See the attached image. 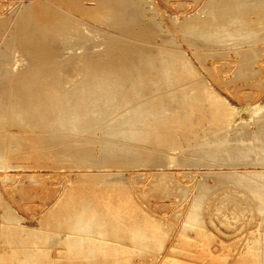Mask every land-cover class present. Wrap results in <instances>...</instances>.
Here are the masks:
<instances>
[{"label":"rangeland","instance_id":"rangeland-1","mask_svg":"<svg viewBox=\"0 0 264 264\" xmlns=\"http://www.w3.org/2000/svg\"><path fill=\"white\" fill-rule=\"evenodd\" d=\"M101 1L102 0H0V56L2 54V56L0 57L1 58L0 59L1 60L0 61V76H1L0 78V97H4V99L8 102L9 100L12 101L13 96H16V93L18 91L16 86L20 87L25 84L21 90L24 93L23 92H20V93L22 94V102L24 101L23 109H27V108L29 109L28 105L30 103L28 101H32V98H31L32 96H35V98H37L36 96L37 94L42 96V95L50 94L53 91H57L58 94L60 95L62 94L60 97V99L62 100L64 99L65 96L70 95V93L73 90L72 86L74 85L71 84L72 86L70 85V86L64 87L63 83L66 82L65 79L70 77V75L65 76L64 74L72 72L71 69L73 67L72 64L74 62L70 58L71 53H68V52L64 53L62 51L63 47H61L60 45L51 47L50 48L51 50L49 49V51L52 52L51 54L53 55L55 54V55L53 56V58L48 60L49 62L47 61L48 63L47 66H44L45 70L42 67V65L40 68L39 65L42 63H38L37 61L38 56L35 57V54H37V51L41 49V48H38L39 44L36 42L37 37H38L37 35L39 34L34 33L36 35L33 38L34 39L33 43L36 42L35 43L36 45L34 44L35 47L31 45L33 44L32 42L27 43V41H29L30 32L29 33L27 32L28 30H27L26 22H28L29 20H32L30 18L31 17L34 18V15L36 16V20L42 23H49L50 25H54L55 20L61 19L62 17L61 15H63L62 18H64L62 19L63 21L67 20L72 15L71 16L72 19L73 18H75L76 20L80 19L79 21L81 20L82 22L84 21V23H87L92 28H97V29L99 28V30L101 31L108 32V33H114L115 35L119 34L120 36L122 35L121 36L122 38H124L125 36L124 39L126 40L127 39L128 40L139 39L142 43H145V44L148 43L149 47L152 50L154 49L155 50H162V49L177 50L178 49L177 51H181L186 57H188L191 60L194 67L197 69V71H199L198 72L199 76L191 77V78L190 77H184V78L151 77V78H148L146 81L139 79L138 81L134 80V81L127 82V86H124L123 94L125 93L126 94L125 96L129 95L131 97V100H132L131 103L137 104L139 103V101H142L140 103H146V105H149L148 106L149 109L153 108V109H157L158 111L157 113L153 115L154 120L150 121V123L148 124L149 125L148 127H150L149 129L150 131L146 132V135H145L147 139L146 142H142V143L139 142L138 145H134L136 146V148L140 149L139 151L141 153L139 152L137 155V153L135 154L131 151L129 152V155L131 153L130 157L128 154L123 153V154H118L120 156L123 155V158L118 155H115V157L118 156V158H112L106 155V154H109L106 152V150L105 152L104 151L101 152L102 150L100 148H102L104 145L106 146V143L103 144L102 143L103 141H100V139L104 140L105 142L106 138L104 137H106V135L102 132L100 126H98V127H95V130H94L95 136L91 137L94 140V142H92L90 146H85L86 144H84V146L83 145L80 146V148L84 147L83 152H86V153L79 151V154H81L80 156L78 152L76 153V155H74V153L72 152L71 155L73 156H71L70 153L68 152L69 157L67 159L68 153L65 154L66 151L63 150L60 144L61 141H59L57 138L55 139V142H56L55 144H54V141H52L54 140V138H51V137L47 138L48 141L51 140L49 142L47 141L45 142V140L43 139H39L38 141L27 140L25 136L23 135H25L26 133L25 130L29 129L30 127L24 126L25 124L21 123V121L15 124L13 123V119H12V117L14 116V112L18 110L22 112V107L21 109L17 108L16 106L11 107L10 108L11 110H8L9 112L5 111L6 115L5 113H3L2 119L0 120L1 124L3 125L2 126L0 124V131L2 129L4 130L0 132V135L2 137L0 140L1 142L0 145H1V151L3 152L4 150L5 152V154L3 153L4 155L1 154L2 155L1 157L5 161L7 160L6 164L9 165L8 169H6L5 167H2V168L0 167V193L3 199V203L10 205L13 212H15L19 216V221L22 224L28 227H39L41 226L40 224L42 223V221H44V220L41 221V219H43L46 216L48 211H50L51 207L55 206L58 203V201H60L63 195L68 194L70 192V194L73 197H81L83 202H81L80 204H75L76 205L75 208L71 210L73 212V214L71 215H74V214L79 215L81 219L77 217V220L75 222L76 228L72 231L70 235V245L69 243L65 244V243L60 242V240L65 239L67 236L66 234H68V231L65 228V222L67 221V219H64L63 214L65 210L63 208H62L63 210L61 209V211H59V213L61 212L62 215L56 212L58 215L56 214L55 217H57L56 219H57L58 224H56L55 226L51 225L52 220H48L46 222L47 223L45 226L46 231L49 232L51 230L54 233L53 240L50 243H47V246L49 247H47L46 249L49 251L46 250V256L49 257V259L54 258V260L57 263L55 261H51V262L52 263L54 262L55 264H60V263L62 264H123L124 263L125 264V262L127 263L129 262V264H133V261H134V264L136 263L138 264H165L167 260H171L173 258V257L171 258V256H176V255H178L181 258L185 257L187 258V260L192 261V262H189V261L187 262L186 260H184L186 264H198L196 262H201L202 260L201 258H197L196 256H193V255H186L184 253H179V252L174 251L175 246L185 241L188 244L193 242L191 244L193 245V248H194V250L192 249L191 251L193 254H197L200 252V249H201L200 242L202 240V237L198 235L199 233L197 231H199L200 229L199 227L201 224L197 223L193 225H190V224L188 225L186 223L188 214L190 213L191 207L193 205L192 203H194V200L198 198L200 201V211L199 212L201 215L200 216L201 221L204 220L202 222L203 223L205 222L204 223L205 227L207 228L208 231H210V233L213 236L212 237L213 239L211 238L209 242L210 251L212 252L214 251L218 253V252H221L223 249L227 250L231 254L230 256L231 260H234L235 257L239 254L240 250L245 246L246 239H248L252 234L256 236H261L264 240V219L262 218L264 213H262L258 209V206L262 205V203H260L258 198L252 193V189L249 186L247 187L243 184L241 185V183L239 182H235L233 178L230 177V174L228 173L226 174L223 173L224 174L223 176L222 174H219V173L221 172V170L222 171L224 170L227 172V170L229 171L230 168L233 169L234 167H237L238 169H244L246 166L247 167L255 166V164H258V162H261L259 159H262V158L261 156L257 157L258 159H256L255 157L254 158L252 157L251 160H254V159L256 160L251 161L249 159V161L246 160L244 163H242V161H239V160L236 161L237 157H235L236 156L235 151L237 150L234 151L235 148L233 149L231 145H228L229 148H227L226 149L227 151L223 152V154H220V153H222L221 151H225V149L222 150L223 149L222 148V149H219L221 150L219 151L218 148L215 147V145L216 146L218 145L217 143L222 137V135L225 136L226 134H230L229 135L230 138H237V137H240L244 133L246 134L247 130L248 132H253L251 130H254V128H256V122L254 118H252L251 116L252 111L259 104L264 105V40H262L264 39V35H263V32H264V27H263L264 26V0L263 1L262 0L260 1L259 0H249V1L248 0H131V3L129 4H132L131 10L135 11V13H132V12L128 13L129 14L128 23H124L122 16L118 13V9L116 7L117 5L114 6V4H116L114 0H113L114 4L112 3L110 4H112L111 7L117 9V12L115 11L116 16L112 14L113 17L111 16V18L110 17L108 19L102 18L103 17L102 14L104 12L101 9L104 6L103 5L100 6ZM109 1L110 0H106L107 3H109ZM116 2L118 1L116 0ZM124 4L126 3H123L122 5ZM225 4H228V5H225ZM218 16H219V19L217 18ZM224 16L226 18H224ZM229 16L230 18H228ZM220 17L222 18V20ZM210 18L212 19L213 23ZM208 20L211 22H209ZM215 20L217 23L215 22ZM199 21H202L201 26L199 25L200 28L203 26L202 28L206 29V30L203 29L201 32L199 31L202 34V37L205 36V32L207 30H209L213 34L211 37H207L206 35L205 37L202 38L200 36L201 34H199V32H196L199 29L192 31L190 28H187V26L190 23L196 24V22L199 23ZM240 22L241 23L243 22L244 24H241ZM228 24H230L231 26L233 25V26L231 27ZM223 25H225V27L227 26L226 28L229 29V31H231L232 28L240 30L239 32L241 34L238 32L235 35L232 34V35L226 36V38L223 40L221 39L222 30H225ZM242 25H246V27L249 26L250 28L248 29V27L246 28L244 26L245 27L244 29ZM239 27H241L242 29ZM192 29L194 30L195 28L192 27ZM251 29H253L254 31ZM188 30L189 31L191 30L190 31L191 34ZM255 30L257 33L255 32ZM31 33H33V31ZM192 33L195 35L198 33L199 35H196L197 36L196 37ZM260 33L262 35H260ZM256 36L257 37L260 36L262 37V39L260 37L257 38ZM191 37L193 38V40H190ZM195 37L196 39H194ZM209 38L212 39V42ZM229 38H235V39H229ZM207 40H209L210 42L209 41L206 42ZM216 40H218V44ZM236 40L238 41L237 44H236L237 42ZM232 42H234L233 45H232ZM155 44L156 45L158 44V46H156ZM89 46H90L89 44L81 42L75 51L78 52V51H84V49L87 50V47ZM164 46L167 48H165ZM80 47H83V50H81ZM245 47L246 48L248 47V49L250 50H247ZM234 48H236L237 52L235 51ZM243 49L245 52L243 51ZM11 53L12 54L14 53L15 56H13ZM247 53L249 54V56L247 55ZM21 55L24 60V66H21L18 70L19 72L12 76V72L14 69L13 64L16 63V57L21 56ZM243 58L246 60H244ZM47 59H44V60L46 61ZM59 60H60L61 65L59 64ZM241 60H244V61H241ZM57 61H58V65L56 63ZM241 62H242L241 64L242 66L240 65ZM32 63H34V65ZM52 66L54 69L57 68L56 69L57 72H59L62 75L58 73V75L54 76L53 73H51L50 69H48V68H51ZM55 66L57 67L55 68ZM28 67L35 69V70L32 69V73H34V71L38 69V71L36 72L37 74L35 73L36 75L32 77V80L27 78L28 76H30L29 75L30 73L27 74L28 72H25V69L26 70L29 69ZM4 69L6 70L4 71ZM20 72L21 74L22 73L25 74V76L23 77H26V78L23 79L22 76L20 77V74H19ZM4 74L6 77L7 75H9V77L7 78L4 77L3 76ZM38 75L39 76L41 75V76L39 77ZM19 78L23 82L20 81ZM77 78H75L76 81L74 80L76 83H78L81 78L83 79V77L81 76ZM193 79H196V80H193ZM7 80L8 82H6ZM29 80L31 82H29ZM189 80L191 81L193 80V81L189 82ZM202 80L204 82H202ZM21 83L22 84L24 83V84L22 85ZM76 83H73V84H76ZM195 83L197 84L195 85ZM202 83L203 84L205 83L208 86H211L215 91H217L220 95H222V97L227 99L231 103L232 106L236 108V111L234 114V119H235L234 122L235 124H238L237 128L233 129L230 127L229 128L230 130H227L228 131L227 132L226 131L227 128L225 129V127L224 128L222 127L219 121V116H217V114L214 113L213 107L208 103V101H206L207 95L204 92V89H203L204 86H202L203 85ZM60 84L62 86H60ZM11 85H12V88H11ZM30 85L32 86V88L31 87L29 88ZM61 87L62 89H60ZM172 87L174 88V90ZM168 88L169 89L171 88V89L168 90ZM25 90H26V93H25ZM170 94L172 97L170 96ZM123 99H126V98H123ZM38 100H35L34 102L36 103V101ZM170 103L172 104L173 107H175L174 109L170 108L172 107L170 106ZM150 104H151V107H150ZM166 104L167 106L168 105L169 106L167 107ZM205 104H208V106ZM160 105L161 107H159ZM164 105L167 108L166 107L164 108ZM203 106H204V109L206 108L207 109L204 110ZM32 109L33 108H30V110ZM181 111L183 112V114ZM193 120H196V121L193 122ZM16 125L17 126L19 125V127H17ZM35 129H38V128L35 127ZM163 132H166V134L163 135ZM12 134H16L17 138L20 140L16 138L18 141H15L13 143L12 139L15 140V138H13ZM40 134L42 137L45 136L43 135V133H40ZM154 135L157 138H159L158 139L159 141H161L160 147L162 148H155V149H160V150H154V148L149 149V147L147 148L143 147V145L145 144L153 145L150 143V138ZM18 136H20V138ZM8 137L10 138L8 139ZM5 140L6 141L10 140V141L6 142ZM202 140L203 142L201 143ZM256 144H258V141H256ZM155 145H158V144H155ZM212 146L215 147V149H212L213 148ZM85 147H86V150L88 147L92 149V153H94V157L91 154H90L91 155L90 157L89 155H87V151L85 150ZM206 149H207V152L202 151ZM141 150H145V151L143 152ZM149 150L152 151L151 154L147 153L149 152ZM208 150L209 151L211 150L212 152L211 151L210 152L213 154H211ZM216 150L220 153L218 154ZM183 151L185 152V154ZM204 152H206L205 153L206 155L204 154ZM214 152L216 156L214 155ZM166 153H168V155H171V158L173 160H170L168 156H165ZM12 154L15 156H13ZM82 154L84 155V158L82 157L83 156ZM124 154L127 155V157ZM133 154L136 157L133 156ZM210 154L211 156H213V159H211L212 158L211 156L209 157ZM225 154H226V157H225ZM21 155L22 156L24 155V156L22 157ZM65 155L67 156L65 157ZM103 155L104 157H102ZM219 155L220 156L224 155V157L220 158ZM163 156L167 158H164ZM218 156L220 158V161H219L220 164L219 162L217 163ZM119 157L122 160L119 159ZM71 158H73L72 159L73 162ZM74 158H77V159H74ZM101 158H103L105 161L103 159L100 160ZM126 158H128L129 160ZM231 158L234 160H232ZM81 159H83L82 160L83 163H81ZM96 159H98L99 161ZM112 159L113 160L117 159L119 162L117 160L113 161ZM221 159L222 161L223 160L224 161L221 162ZM95 160L97 161V163ZM225 160H228L229 162ZM122 161H124V163ZM129 161L131 162L133 161V162L130 163ZM249 162L251 163L249 164ZM214 163H216L217 165ZM251 164H254V165H251ZM85 169H87L88 172H91V174L84 175V173L82 172ZM7 170L9 173L7 172V176H5L4 171H7ZM215 171L216 173L214 174ZM102 173H105V175H103ZM218 177H220L222 181H225L224 183H227V181H230L229 182L230 184L228 183L229 185L228 184L224 185L222 181H220L221 179ZM106 178L108 179V181ZM164 178L165 180L167 179L165 182H164ZM126 183H128L130 188L127 186ZM167 183H169V185H167ZM203 183L204 184L207 183L208 186L206 184H205V187L204 185H200ZM164 184L166 187L164 186ZM235 184H238L237 186H240V188L235 186ZM210 185H211V188H210ZM213 185L215 186L214 190L212 189ZM231 186L232 188H230ZM201 187H204L206 189L204 188L202 189ZM227 188L228 189L230 188L229 191L231 192L229 194H227L229 192L227 191L228 190ZM243 188L244 190H242L241 192V189ZM236 190H237V193H236ZM203 191L206 194H204ZM232 191L236 194H234ZM197 193L198 194L202 193V194L197 195ZM233 194L234 196L236 195V197L238 196V194H240V196H238L240 200L238 198H234ZM247 194L248 196L249 195L250 196L248 197ZM228 196L232 197L233 199H230V197ZM227 197L230 200H228ZM241 197L243 198L242 200H241ZM122 199L124 200L122 201ZM222 200L224 204L222 203ZM226 200L230 202H227ZM231 200L233 202L235 201V203H233ZM114 201L116 202L114 203ZM249 201L250 203L254 201L255 202L248 205ZM84 202H89L90 204H86ZM256 202H258L259 204ZM236 203L238 205L241 203L243 206L241 205L238 206ZM236 205H237V208H240L241 206V209L237 210V208L235 207ZM242 207L245 209H243ZM251 207L253 209H250ZM135 209H137V211ZM0 211H1V208H0ZM135 212L137 213L136 215H135ZM145 215L146 217L144 218L143 216ZM123 216L127 217L128 220L127 218ZM139 216H142V217L138 218ZM150 218H151V221H149ZM107 219L108 221H106ZM140 220L142 222H140ZM114 221H116L117 223H115ZM136 221H138L139 223H136ZM131 224L135 226V229L136 227H141V225L142 227L149 229L150 233L147 234V238L155 237V240L152 241L151 244H148V245H143V246L138 245L130 237L132 236V233H131L132 231L129 229ZM150 224L151 226H149ZM160 224L162 225L160 226ZM105 225L107 227H104ZM195 228H196V231H195ZM131 229L134 230L133 228ZM0 230H1V227H0ZM153 230L155 231V233H151V231ZM16 233H18V231H16ZM24 233H25V236L23 235ZM26 233L27 232H22L21 238H19L17 242H14L11 239L12 237L10 238L11 239L10 241L7 240L6 242L4 241V237L2 236V234H0V255L2 254L1 251L2 252L8 251V250H11L12 247H14V249L16 250L15 255L16 257H18V259L25 256V253H23L21 250H23L24 248H27V246L30 247V244L32 243L31 241L35 240V239L32 240L33 237L29 238V236ZM186 233L188 235H186ZM84 234H85V237H84ZM161 237H163V239ZM106 238L108 239L106 240ZM111 240H116V241L113 242ZM41 243L42 242H40V244ZM38 244H39L38 242L34 243L33 247L35 248V246ZM102 244L105 246H110V247L112 246L113 248H115V251L113 252V250H111L110 254H105V255L103 253L95 252L96 254L93 253L94 254L93 255L91 253L93 247H97L98 245L100 246ZM129 244L131 245L130 248H129ZM17 246L20 248H18ZM49 248L52 250V252ZM119 248L121 250H119ZM79 250L82 252H80ZM86 250H87V253H85ZM91 254L92 256H90ZM152 254L155 256H153ZM55 255H57L58 257ZM91 257L93 260L91 259ZM100 257L101 259H99ZM111 257L113 258L112 261H111L112 259ZM118 258H121V259H118ZM41 260L42 259L40 258V263L42 264L43 262L44 264L45 262ZM108 260H110V262ZM114 260H116L115 263H114ZM207 260L208 259L204 261V264H213L211 263V261L209 260L207 261ZM12 261L13 260L7 261V263L13 264ZM49 263L50 262L48 261V264ZM229 264H232V263H229Z\"/></svg>","mask_w":264,"mask_h":264},{"label":"bare ground","instance_id":"bare-ground-1","mask_svg":"<svg viewBox=\"0 0 264 264\" xmlns=\"http://www.w3.org/2000/svg\"><path fill=\"white\" fill-rule=\"evenodd\" d=\"M103 1V0H102ZM100 6H104L101 10L104 12L102 14V18L104 19H108L109 17L111 18L112 14L115 15V11L117 12L118 9V13L122 16V19L124 21V23H128L129 19H128V13L132 12L135 13V11L131 10V0H117L118 2L115 1L116 4H114V1L110 0L109 3L105 1L102 2ZM249 1V0H248ZM260 1V0H259ZM263 1V0H262ZM211 2V1H210ZM232 2V1H231ZM117 5V9L111 7L112 4ZM123 3H126L124 5H122ZM238 3V2H237ZM213 4V3H212ZM228 5V4H225ZM231 5V4H230ZM212 7V5H211ZM223 7V6H222ZM232 8V7H231ZM239 8V7H238ZM115 9V10H114ZM216 9V8H215ZM222 9V8H221ZM230 9V8H229ZM235 9V8H234ZM228 10V9H227ZM224 11V10H223ZM230 11V10H229ZM228 11V12H229ZM216 12V11H215ZM225 12V11H224ZM231 12V11H230ZM229 12V13H230ZM221 13V12H220ZM219 13V14H220ZM226 13V12H225ZM232 13V12H231ZM68 14V13H66ZM95 14V13H94ZM215 14V13H214ZM65 15V14H64ZM221 15V14H220ZM226 15V14H225ZM238 15V14H237ZM63 17V15H61ZM72 16V15H71ZM70 16V18H68L67 20H62L64 18L61 17V19L55 20L54 21V25H50L49 23H42L38 20H36V16L34 15V18L31 17L27 23V32L29 34V41H27V43H33L34 41V36H36L34 33L39 34L37 35V40L36 42L39 44L38 48H41L37 51V54H35V57L38 56V63H42L40 64V68L41 65L45 70L44 66H47V61L50 60L51 58H53V54H51L52 52L49 51V49L53 46H61L63 47L62 51L64 53L68 52L71 53V59L74 62L72 65V69H71V73H66L64 74L65 76H69V78L65 79L66 82L63 83L64 87L70 86L71 84L74 85L72 86L73 90L71 92L70 90V95L65 96L64 99H60L61 95L58 94L57 91H53L50 94L47 95H42L40 96L39 94H37V98H35V96H32V101H28L29 103V109H23V102H22V94L20 92L23 86H16L18 91L16 93V96H13V100H9L10 104L8 101H6L4 99V97H0V120L2 119V115L3 113L9 112L8 110H11L10 108L13 106H16L17 108L21 109L22 107V112L20 110L14 112V116L12 117L13 119V123L17 124L19 123V121H21V123L25 124L24 126H28L30 127L29 129L25 130L26 133L25 138L27 140H36L38 141L39 139H43L45 140V142H49L51 140H47V138L51 137L54 138V144L55 139L57 138L63 148L65 152V154H67L68 152L70 153V155L72 154V152L74 153V155H76V153L79 151L83 152V148L81 149L80 146H84V144H86L85 146H90V144L92 142H94V140L91 138L92 136H95V127L100 126L102 132L106 135V141L104 142V140L102 143H106V146L104 145L102 148H100L102 151L101 152H106L109 154H106L112 158H118V154H128L129 152H133V153H138L140 152L138 148H136V146L134 145H138L139 142H146V132H149L150 127H148L150 121L154 120V114L157 113V109H149V105H146V103H140L142 101H139V103H131V97L125 96L126 94H123V90H124V86H127V82L129 81H138L140 80H147L148 78L151 77H159V78H184V77H196L199 76V71H197V69L194 67V65L192 64L191 60L186 57L181 51H177L175 49H162V50H152L149 47V44H145L142 43L139 39L137 40H126L124 38H122L119 34L115 35L114 33H108V32H104L99 30V28H92L90 25H88L87 23H84V21L82 22L79 20H76L75 18L72 19V17ZM116 16V15H115ZM212 16V15H210ZM208 16V17H210ZM227 16V15H226ZM232 16V15H231ZM113 17V16H112ZM222 17V16H221ZM220 17V18H221ZM240 17V16H239ZM219 19V16L217 17ZM224 18H226L224 16ZM230 18V16L228 17ZM234 18V17H233ZM117 19V17H116ZM209 19V18H207ZM206 19V20H207ZM211 19V18H210ZM102 20V19H101ZM113 20V19H112ZM111 20V21H112ZM222 20V18H221ZM220 20V21H221ZM230 20V19H228ZM118 21V20H117ZM209 21V20H208ZM212 21V19H211ZM209 21V22H211ZM219 21V20H218ZM225 21V20H224ZM223 21V22H224ZM237 21V20H236ZM242 21V20H241ZM56 22V23H55ZM216 22V20H215ZM254 22V21H253ZM108 23V22H107ZM118 23V22H117ZM202 21L196 22V24L194 23H190L187 28H190L192 31H195L197 29H199L196 32H201L203 29L205 28H200ZM213 23V21H212ZM217 23V22H216ZM237 23V22H236ZM241 23V22H240ZM56 24V25H55ZM239 24V22H238ZM241 24H244L243 22ZM252 24V23H251ZM116 25V24H115ZM200 25V26H199ZM205 25V24H204ZM219 25V24H218ZM229 26H231L230 24H228ZM249 25V24H248ZM253 25V24H252ZM255 25V24H254ZM25 26V25H23ZM194 27L195 29L193 30L192 27ZM221 26V25H220ZM233 26V25H232ZM231 26V27H232ZM239 26V25H238ZM243 27L246 25H242ZM251 26V25H250ZM257 26V25H256ZM259 26V25H258ZM211 27V26H210ZM218 27V26H217ZM225 30H222L221 33V39H225L226 36L229 35H235L236 33H238L240 30L237 29H233L231 31H229V29H227L225 27V25H223ZM244 27V29H245ZM248 29L250 28L249 26H247ZM246 27V28H247ZM264 27V26H263ZM241 28V27H239ZM255 28V27H254ZM257 28V27H256ZM210 29V28H209ZM212 29V28H211ZM216 29V27H215ZM222 29V28H221ZM242 29V28H241ZM31 30V31H30ZM190 30V31H191ZM206 30V29H205ZM219 30V29H217ZM253 30V29H251ZM33 31V33H31ZM189 31V30H188ZM189 31V32H190ZM214 31V30H213ZM249 31V30H248ZM254 31V30H253ZM26 32V30H25ZM186 32V31H185ZM199 32V34H201ZM246 32V31H245ZM244 32V33H245ZM256 32V30H255ZM260 32V31H259ZM263 32V31H262ZM187 33V32H186ZM195 33V32H194ZM203 33V32H202ZM217 33V32H216ZM240 33V32H239ZM250 33V32H249ZM254 33V32H253ZM257 33V32H256ZM188 34V33H187ZM191 34V32H190ZM193 34V33H192ZM198 33L196 35H199ZM219 34V33H218ZM217 34V35H218ZM241 34V33H240ZM247 34V33H246ZM195 35V34H193ZM195 35V36H196ZM204 35V34H203ZM207 35V37H211L213 34L207 30L205 32V36ZM249 35V34H248ZM259 35V34H258ZM260 35H262L260 33ZM264 35V32H263ZM202 37V34L200 35ZM199 36V37H200ZM203 36V37H205ZM215 36V35H214ZM239 36V35H238ZM253 36V35H252ZM194 37V36H193ZM197 37V36H196ZM196 37L194 39H196ZM202 37V38H203ZM242 37V36H240ZM250 37V36H249ZM257 37V36H256ZM260 37V36H259ZM257 37V38H259ZM28 38V37H27ZM128 38V37H127ZM141 38V37H139ZM236 38V37H235ZM235 38H229V39H235ZM262 39V37H260ZM17 39V38H16ZM210 39V38H209ZM217 39V37H216ZM251 39V38H250ZM255 39V38H254ZM20 40V39H19ZM190 40H193V38L191 37ZM198 40V39H197ZM201 40V39H200ZM206 40V39H205ZM212 42V39H210ZM252 40V39H251ZM264 40V39H262ZM16 41V40H15ZM199 41V40H198ZM209 40H207L206 42H208ZM215 41V40H214ZM217 44H218V40ZM237 41V40H236ZM249 41V40H247ZM255 41V40H254ZM252 41V42H254ZM18 42V41H17ZM35 42V43H36ZM84 42L86 44H89L90 46L87 47V50L84 49V51H75L76 48L78 47V45ZM148 42V41H147ZM205 42V43H206ZM210 42V41H209ZM226 42V41H225ZM229 42V41H228ZM251 42V43H252ZM257 42V41H256ZM35 43L31 44L35 47ZM220 43V42H219ZM231 43V42H230ZM234 42H232L233 45ZM238 43V41L236 42V44ZM249 43V42H248ZM17 44V43H16ZM21 44V43H20ZM35 44V45H34ZM37 44V45H38ZM222 44V43H221ZM229 44V43H228ZM245 44V43H244ZM156 45V44H155ZM226 45V44H225ZM235 45V44H234ZM15 46V45H14ZM20 46V45H19ZM28 46V45H27ZM86 46V45H85ZM154 46V44H153ZM152 46V48H153ZM158 46V44L156 45ZM161 46V44H160ZM254 46V45H253ZM252 46V47H253ZM24 47V46H23ZM36 47V49H37ZM163 47V45H162ZM165 47V46H164ZM241 47V46H240ZM250 47V46H249ZM256 47V46H255ZM254 47V48H255ZM22 48V47H21ZM29 48V47H28ZM32 48V47H31ZM81 50H83V47H80ZM85 48V47H84ZM156 48V47H155ZM167 48V47H165ZM172 48V47H171ZM242 48V47H241ZM244 48V47H243ZM246 48V47H245ZM54 49V48H52ZM59 49V48H57ZM236 51V48H234ZM238 49V48H237ZM240 49V48H239ZM247 50L248 47L246 48ZM258 49V48H256ZM260 49V48H259ZM28 50V49H27ZM51 50V49H50ZM13 51V49H12ZM30 51V50H29ZM28 51V52H29ZM58 51V50H57ZM244 51V49H243ZM16 52V51H15ZM35 52V51H33ZM56 52V50H55ZM237 52V51H236ZM239 52V51H238ZM245 52V51H244ZM3 53V52H2ZM8 53V52H7ZM32 53V52H31ZM249 53V52H248ZM247 53V55L249 56V54ZM251 53V51H250ZM5 54V53H4ZM10 54V53H9ZM8 54V56H9ZM12 54V53H11ZM18 54V53H17ZM58 54V53H57ZM258 54V53H257ZM13 56H15V54H12ZM11 55V56H12ZM244 55V53H243ZM246 55V53H245ZM253 55V54H251ZM256 55V54H255ZM2 56V54H1ZM0 56V57H1ZM70 56V54H69ZM247 56V57H248ZM245 57V56H244ZM5 58V57H4ZM9 58V57H8ZM15 58V57H14ZM41 58V59H40ZM48 58V59H47ZM61 58V57H60ZM63 58V57H62ZM66 58V57H65ZM68 58V57H67ZM1 59V58H0ZM11 59V58H10ZM32 59V58H31ZM44 59H47L46 61ZM59 59V58H58ZM84 59V60H82ZM244 59V58H243ZM6 60V59H5ZM44 60V61H43ZM67 60V59H66ZM82 60V61H81ZM246 60V59H244ZM241 60V61H244ZM1 61V60H0ZM8 61V60H7ZM239 61V60H238ZM12 62V61H11ZM49 62V61H48ZM66 62V61H65ZM248 62V61H247ZM14 63V62H13ZM58 65V61L56 62ZM62 63V61H61ZM64 63V61H63ZM34 65V63H32ZM51 64V63H49ZM53 64V63H52ZM59 64H60V60H59ZM242 64V62L240 63V65ZM14 65V69L12 72V76L15 75L16 73H18L19 68L21 66H24V60L21 56L16 57V63L13 64ZM12 65V66H13ZM55 65V64H54ZM61 65V64H60ZM69 65V64H68ZM246 65V64H244ZM11 66V65H10ZM37 66V65H35ZM38 66V67H39ZM66 66V65H65ZM242 66V65H241ZM9 67V66H8ZM36 67V68H38ZM57 66H55L56 68ZM62 67V66H61ZM29 69L26 70L25 72H28L27 74H29L30 76H28V79L32 80V77H34L38 71V69L36 71H34V73H32V69L28 67ZM35 68V67H34ZM39 68V69H40ZM246 68V67H244ZM11 69V68H10ZM50 69L51 73H53L54 76L58 75L59 72H57V68L54 69L53 66ZM59 69V68H58ZM61 69V68H60ZM76 69V70H75ZM6 69H4L5 71ZM35 70V69H33ZM42 70V69H41ZM245 70V69H244ZM9 71V70H8ZM53 71V72H52ZM255 71V70H254ZM3 72V70H2ZM10 72V71H9ZM23 72V71H21ZM20 74V77L22 76V78H26L23 77L25 76V74ZM47 72V71H45ZM36 73V74H35ZM41 73V72H40ZM44 73V72H43ZM245 73V72H244ZM3 74V73H1ZM6 74V72H5ZM5 74L3 75L4 77ZM26 74V75H27ZM48 74V73H47ZM60 74V73H59ZM43 75V74H41ZM40 75V76H41ZM51 75V74H49ZM62 75V74H60ZM39 76V75H38ZM39 76V77H40ZM45 76V75H43ZM48 76V75H47ZM83 77V79L81 78L80 81L78 83H76L75 78L77 77ZM7 77H9V75H7ZM6 77V78H7ZM201 77V76H200ZM1 78V76H0ZM11 78V77H10ZM9 78V79H10ZM17 78V77H16ZM37 78V76H36ZM43 78V77H42ZM8 79V80H9ZM27 79V80H28ZM59 79V78H58ZM197 79V78H196ZM193 79V80H196ZM3 80V79H2ZM6 80V79H5ZM8 80L6 82H8ZM13 80V79H12ZM17 80V79H16ZM20 80V78H19ZM26 80V79H25ZM48 80V79H46ZM75 80V81H74ZM78 80V78H77ZM170 80V79H169ZM186 80V78H185ZM192 80V81H193ZM4 81V80H3ZM18 81V80H17ZM22 81V80H20ZM58 81V80H57ZM74 81V82H73ZM157 81V80H156ZM191 80H189V82H192ZM199 81V80H198ZM11 82V81H10ZM23 82V81H22ZM29 82H31L29 80ZM59 82V81H58ZM159 82V81H158ZM161 82V80H160ZM196 82V81H195ZM202 82H204L202 80ZM206 82V81H205ZM37 83V82H36ZM49 83V82H48ZM76 83V84H73ZM149 83V82H148ZM7 84V83H5ZM10 84V83H9ZM8 84V85H9ZM30 84V83H29ZM33 84V83H32ZM161 84V83H160ZM186 84V82H185ZM197 83H195L196 85ZM203 84V83H202ZM3 85V84H2ZM13 85V84H12ZM11 85V88H12ZM20 85V84H19ZM41 85V84H40ZM129 85V84H128ZM182 85V84H180ZM201 85V84H200ZM37 86V85H35ZM34 86V87H35ZM42 86V85H41ZM56 86V85H55ZM60 86H62L60 84ZM152 86V85H151ZM167 86V85H166ZM172 86V85H171ZM178 86V85H177ZM176 86V87H177ZM202 86L204 89V92L206 93L207 97H206V101H208V103L213 107L214 109V113L217 114V116H219V121L222 125V127L227 130H230L229 128H237L238 124H235V119H234V114L236 111V108L234 106L231 105V103L225 99L224 97H222V95H220L217 91H215L211 86H208L207 84H203ZM32 88V86L30 85L29 88ZM51 87V86H50ZM37 88V87H36ZM39 88V87H38ZM71 88V87H70ZM173 88V87H172ZM186 88V87H185ZM189 88V87H188ZM26 89V88H25ZM62 89V87L60 88ZM68 89V88H66ZM171 89V88H170ZM168 88V90H170ZM177 89V88H176ZM27 90V89H26ZM25 90V93H26ZM35 90V89H34ZM33 90V91H34ZM142 90V89H141ZM167 90V91H168ZM174 90V88H173ZM46 91V89H45ZM50 91V90H49ZM65 91V89H64ZM166 91V90H165ZM164 91V92H165ZM36 92V91H35ZM63 92V90H62ZM163 92V91H162ZM160 92V93H162ZM8 93V92H7ZM11 93V92H10ZM24 93V92H23ZM33 93V92H32ZM178 93V92H177ZM6 94V92H5ZM68 94V92H67ZM193 94V93H192ZM4 96V94H3ZM8 96V94H7ZM155 96V94H154ZM157 96V94H156ZM171 96V94H170ZM10 97V96H9ZM25 97V96H24ZM153 97V96H152ZM163 97V96H162ZM166 97V96H165ZM172 97V96H171ZM11 98V97H10ZM126 98V99H123ZM151 98V97H150ZM27 99V98H26ZM29 99V98H28ZM39 99V100H38ZM130 99V100H128ZM149 99V98H147ZM164 99V98H162ZM202 99V98H201ZM35 100L36 103L34 102ZM136 100V99H135ZM138 100V99H137ZM195 102V101H194ZM167 103V102H166ZM26 104V102H25ZM179 104V103H178ZM158 105V104H157ZM181 105V104H180ZM208 106V104H205ZM155 106V105H154ZM167 106V104H166ZM164 105V108L166 107ZM169 106V105H168ZM167 106V107H168ZM170 106H172V104L170 103ZM178 106V105H177ZM25 107V106H24ZM151 107V104H150ZM161 107V105L159 106ZM166 107V108H167ZM180 107V106H179ZM30 108H33L32 110H30ZM171 109L175 108V107H170ZM181 108V107H180ZM197 108V107H196ZM206 108V107H205ZM188 109V108H187ZM204 109V106H203ZM207 109V108H206ZM204 109V110H206ZM167 110V109H166ZM170 110V109H169ZM161 111V110H160ZM164 111V110H163ZM199 111V110H198ZM212 111V110H211ZM210 111V112H211ZM175 112V111H174ZM180 112V111H179ZM182 112V111H181ZM185 112V111H184ZM209 112V113H210ZM163 113V112H162ZM176 113V112H175ZM174 113V114H175ZM213 113V112H212ZM160 114V112H159ZM158 114V115H159ZM171 114V113H170ZM183 114V112H182ZM204 114V112H203ZM6 115V113H5ZM4 115V116H5ZM11 115V114H10ZM25 115V116H24ZM201 115V114H200ZM206 115V114H205ZM210 115V114H209ZM182 116V115H181ZM198 116V114H197ZM213 116V115H212ZM252 118H254L255 122H256V128H254V130H251L253 132H248V130L246 131V134H242L240 137L237 138H230L229 135L230 134H226L225 136L222 135V137L220 138V140L218 141V145L215 147L219 149H222L225 151H221L222 153L218 152L219 154H223V152H226L227 148H229L228 145H231L235 150L237 160L242 161V163H244L246 160L249 161V159L251 160V158L255 157L256 159H258L257 157H260L262 159H259L261 162H258V164H255V166H249V167H245L244 169H238L237 167H234L233 169L230 168L229 171H222L219 174H222V176L224 175L223 173H228L230 174V177L233 178V180L235 182H239L241 183V185H245V186H249L252 189V193L258 198V200L260 201V203H262V205L258 206V209L264 213V105L259 104L257 107H255L252 111L251 114ZM10 117V116H9ZM165 117V116H164ZM183 117V116H182ZM196 117V116H195ZM210 117V116H209ZM26 118V119H24ZM160 118V116H159ZM162 118V116H161ZM10 119V118H9ZM8 119V120H9ZM193 119V118H192ZM197 119V118H195ZM205 119V118H204ZM167 120V119H166ZM208 120V119H207ZM196 120H193V122H195ZM254 122V123H255ZM187 123V122H186ZM203 123V122H202ZM219 123V124H220ZM1 124V121H0ZM8 124V123H7ZM153 124V123H151ZM163 124V123H162ZM196 124V123H195ZM199 124V123H198ZM2 125V124H1ZM14 125V124H13ZM3 126V125H2ZM5 126V125H4ZM17 126V125H16ZM200 126V125H199ZM19 127V125L17 126ZM21 127V126H20ZM35 127H37L38 129H35ZM210 127V126H209ZM221 127V128H222ZM2 128V127H1ZM99 128V129H100ZM195 128V126H194ZM197 128V127H196ZM202 128V127H201ZM198 129V128H197ZM200 129V128H199ZM232 129V130H233ZM6 130V128H5ZM45 132H44V131ZM153 130V129H152ZM191 130V129H190ZM217 130V129H216ZM1 131H4L3 129ZM0 131V132H1ZM176 131V130H175ZM194 131V129H193ZM85 132V134H84ZM88 132V133H86ZM101 132V133H102ZM228 132V131H227ZM230 132V131H229ZM15 133V132H14ZM20 133V132H19ZM40 133H43V135H45L44 137L41 136ZM160 133V132H159ZM179 133V132H178ZM214 133V132H213ZM9 134V133H7ZM11 134V133H10ZM84 134V135H83ZM166 134V132H163V135ZM13 138H15V140L12 139V142L14 143L15 141H18L20 139L17 138L16 134H12ZM22 135V134H21ZM208 135V134H207ZM213 135V134H212ZM216 135V134H215ZM218 135V134H217ZM238 135V134H237ZM4 136V135H3ZM7 136V135H6ZM10 136V135H8ZM103 136V135H102ZM108 136V137H107ZM191 136V135H190ZM193 136V135H192ZM220 136V135H219ZM20 138V136H18ZM214 137V136H213ZM212 137V139H213ZM1 135H0V140H1ZM10 137H8L9 139ZM18 140H17V139ZM22 138V136H21ZM103 138V139H104ZM152 138V139H151ZM150 138V143L153 145H143V147H149V149H153L154 150H160V149H155V148H162L160 147V143L161 141H159L155 135L152 136ZM193 138V137H192ZM199 138V137H198ZM200 139V138H199ZM216 139V138H215ZM207 140V139H206ZM237 140V141H235ZM6 141V140H5ZM4 141V142H5ZM10 140H7L6 142H8ZM26 141V140H25ZM138 141V142H137ZM200 141V140H199ZM256 141H258V144H256ZM203 142V140L201 141V143ZM1 143V142H0ZM59 143V142H57ZM163 143V142H162ZM178 143V142H177ZM186 143V142H185ZM199 143V142H197ZM213 143V142H212ZM236 143V144H235ZM4 144V143H3ZM8 144V143H7ZM53 144V143H51ZM59 144V145H60ZM102 144V145H103ZM111 144V146H110ZM158 144V145H155ZM6 145V143H5ZM9 145V144H8ZM11 145V144H10ZM14 145V144H12ZM58 145V146H59ZM235 145V146H234ZM56 146V145H55ZM133 146V147H132ZM141 146V145H140ZM211 146V145H210ZM228 146V147H227ZM230 146V148H231ZM9 147V146H7ZM6 147V148H7ZM109 147V148H108ZM209 147V146H208ZM213 147V146H212ZM215 147H213L212 149H215ZM4 148V147H2ZM11 148V147H10ZM13 148V146H12ZM61 148V150H62ZM80 148V149H79ZM140 148V147H139ZM216 148V149H217ZM209 149V148H208ZM14 150V149H13ZM86 150V147H85ZM148 150V149H147ZM232 150V149H231ZM11 151V150H10ZM63 151V153H64ZM87 155H89V157L92 155L94 157V153H92V149H90L89 147L87 148ZM141 151H145V150H141ZM162 151V150H161ZM202 151H206V150H202ZM209 151V150H208ZM211 151V150H210ZM209 151V152H210ZM61 152V151H60ZM147 152V151H146ZM184 152V151H183ZM204 152V154L206 153ZM212 152V151H211ZM210 152V153H211ZM231 152V151H230ZM229 152V153H230ZM5 154L4 150L3 152L1 151V145H0V167H5L6 169L9 168V165L6 164L7 160H3V158L1 157V154ZM11 153V152H10ZM62 153V152H61ZM69 153L68 156L65 155V157L67 156V159L69 157ZM81 153V152H80ZM86 153V152H83ZM141 153V152H140ZM148 154H151L152 151L149 150V152H147ZM228 153V154H229ZM3 154V155H4ZM8 154V152H7ZM91 154V155H90ZM104 154V155H105ZM124 154V155H125ZM164 154V153H163ZM185 154V152H184ZM209 154V153H208ZM213 154V153H211ZM211 154L209 155V157L211 156ZM232 154V153H231ZM234 154V152H233ZM13 155V154H12ZM81 156V154H79ZM78 155V156H79ZM83 155V154H82ZM104 155L102 157H104ZM115 155H118L117 157H115ZM206 155V154H205ZM215 155V152H214ZM15 156V155H13ZM12 156V158H13ZM17 156V155H16ZM20 156V155H19ZM22 156V155H21ZM24 156V155H23ZM22 156V157H23ZM73 156V155H71ZM127 157V155H125ZM131 156V153L129 155V157ZM133 156H135L133 154ZM165 156H168V158L170 160H173L171 158V155H168V153L165 154ZM208 156V155H207ZM216 156V155H215ZM220 156V155H219ZM218 156V161L217 163L220 161V158L224 157L220 156L219 158ZM228 156V155H227ZM84 158V155L82 156ZM120 157L123 158V155H121ZM119 157V159H121ZM136 157V156H135ZM164 157V156H163ZM206 157V156H204ZM213 159V156H211ZM226 157V154H225ZM233 157V158H235ZM5 158V157H4ZM81 158V157H80ZM86 158V157H85ZM125 158V157H124ZM145 158V157H144ZM142 158V159H144ZM167 158V157H164ZM174 158V157H173ZM178 158V157H177ZM217 158V157H216ZM230 158V157H229ZM6 159V158H5ZM73 158H71L72 160ZM77 159V158H74ZM103 158H101L100 160H102ZM110 159V158H108ZM128 159V158H126ZM206 159V158H205ZM226 159V158H225ZM228 159V158H227ZM232 159V158H231ZM251 160V161H255ZM11 160V159H10ZM15 160V159H14ZM70 160V159H69ZM79 160V159H78ZM83 159H81V163H83L82 161ZM85 160V159H84ZM98 160V159H96ZM95 160V161H96ZM104 160V159H103ZM113 160V159H112ZM117 159H114L113 161H115ZM122 160V159H121ZM125 160V159H124ZM129 160V159H128ZM134 160V159H133ZM209 160V159H208ZM234 160V159H232ZM231 160V161H232ZM77 161V160H75ZM87 161V160H86ZM94 161V160H93ZM99 161V160H98ZM105 161V160H104ZM108 161V160H106ZM110 161V160H109ZM118 161V160H117ZM127 161V160H126ZM142 161V160H141ZM224 161V160H223ZM221 159V162H223ZM228 161V160H225ZM247 161V162H248ZM12 162V161H10ZM9 162V163H10ZM14 162V161H13ZM73 162V160H72ZM80 162V161H79ZM101 162V161H100ZM99 162V163H100ZM111 162V161H110ZM119 162V161H118ZM124 163V161H122ZM130 163H132L131 161H129ZM127 162V163H129ZM229 162V161H228ZM80 163V164H81ZM97 163V161H96ZM226 163V162H224ZM251 162H249L250 164ZM260 163V164H259ZM77 164V162H76ZM79 164V163H78ZM216 164V163H214ZM220 164V162H219ZM222 164V163H221ZM217 165V164H216ZM254 165V164H251ZM11 166V164H10ZM17 166V165H16ZM13 167V165H12ZM233 167V166H232ZM3 172V171H2ZM7 171H4L5 176H7ZM9 173V172H8ZM84 175L85 174H91V172H88L87 169L83 170ZM81 173V174H82ZM107 173V172H105ZM105 173H102L103 175H105ZM216 173V171L214 172V174ZM100 174V175H102ZM109 174V173H107ZM227 174V175H228ZM111 175V174H110ZM88 176V175H87ZM163 176V175H162ZM219 176V175H218ZM226 176V175H225ZM234 176V177H233ZM103 177V176H101ZM109 177V176H108ZM163 178V177H162ZM161 178V179H162ZM166 178V177H165ZM164 178V182L167 180H165ZM220 178V177H218ZM224 178V177H223ZM226 178V177H225ZM103 179V178H102ZM101 179V180H102ZM107 179V178H106ZM160 179V180H161ZM221 179V178H220ZM105 180V179H104ZM103 180V181H104ZM112 180V179H111ZM163 180V179H162ZM161 180V181H162ZM102 181V182H103ZM108 181V179H107ZM114 181V180H113ZM116 181V180H115ZM118 181V180H117ZM160 181V182H161ZM222 181V179L220 180ZM227 181V179H226ZM99 182V181H98ZM101 182V181H100ZM123 182V181H122ZM120 182V183H122ZM225 181H222V183L224 185L228 184L230 181H227V183H224ZM232 182V180H231ZM112 183V182H111ZM117 183V182H116ZM170 183V182H169ZM169 183H167V185H169ZM127 186L130 188V186L128 185V183H126ZM158 184V183H157ZM160 184V183H159ZM207 185V183H205ZM205 184H200V185H204ZM230 184V183H229ZM228 184V185H229ZM123 185V184H122ZM161 185V184H160ZM163 185V184H162ZM234 185V184H233ZM232 185V186H233ZM238 184H235V186H237ZM105 186V185H104ZM121 186V185H120ZM165 186V184H164ZM208 186V185H207ZM232 186L230 188H232ZM125 187V186H124ZM166 187V186H165ZM164 187V188H165ZM169 187V186H168ZM204 187H201L202 189ZM215 186L213 185V190ZM227 187V186H226ZM240 188V186H237ZM111 188V187H110ZM163 188V187H162ZM209 188V187H208ZM211 188V185H210ZM229 188V189H230ZM236 188V187H235ZM166 189V188H165ZM164 189V190H165ZM200 189V188H199ZM198 189V190H199ZM206 189V188H204ZM228 189V188H227ZM229 189L227 191H229ZM121 190V188H120ZM119 190V191H120ZM125 190V189H124ZM243 189H241L242 192ZM108 191V190H107ZM208 191V190H207ZM212 191V190H211ZM210 191V193H211ZM226 191V189H225ZM204 192V191H203ZM209 192V191H208ZM231 191H229L227 194H229ZM233 192V191H232ZM240 192V190H239ZM238 192V193H239ZM72 193V192H71ZM199 193V192H198ZM197 195H201L198 194ZM224 193V192H223ZM234 193V192H233ZM237 193V190H236ZM234 193V194H236ZM247 193V192H245ZM244 193V194H245ZM249 193V192H248ZM204 194H206L204 192ZM233 197L234 198H238V196H240V194H238V196L236 197V195ZM250 194V193H249ZM77 195V194H76ZM101 195V194H100ZM231 195V194H230ZM246 195V194H245ZM107 196V195H106ZM209 196V195H208ZM222 196V194H221ZM225 196V195H224ZM248 196V194H247ZM246 196V198H247ZM250 196V195H249ZM248 196V197H249ZM230 197V196H228ZM227 197V199H228ZM245 197V196H244ZM121 198V197H120ZM59 199V198H58ZM105 199V198H104ZM202 199V198H201ZM204 199V198H203ZM207 199V198H206ZM223 199V198H221ZM230 199H233L232 197H230ZM228 199V200H230ZM239 199V198H238ZM236 199V200H238ZM243 198L241 197V200ZM249 199V198H248ZM254 199V198H253ZM116 200V199H115ZM124 199H122L123 201ZM240 200V199H239ZM118 201V200H117ZM204 201V200H203ZM225 201V199H224ZM227 201V200H226ZM232 201V200H231ZM244 201V200H243ZM247 201V200H246ZM252 201V200H251ZM81 202H83V200L81 199V197H73L70 192L68 194H65L62 196V198L60 199V201H58V203L51 207L50 211H48V213L46 214V216L41 219L44 220L42 221V223L40 224L41 226L39 227H28L24 224H22L19 221V216L13 212V210L11 209L10 205L3 203V199L0 193V234H2V236L4 237V241L7 242L10 241L11 239L14 242H17L19 238H21L22 232H27L26 234L29 236V238L33 237L31 241L32 243L30 244V247L27 246V248H24L23 250H21L23 253H25V256H23L22 258L16 257V250L14 249V247H12L11 250L8 251H1V255H0V264H9L7 263V261L13 260V264H41L40 263V258L42 259L41 261H44V264H48V261L50 262L49 264H51V261H55L54 258H50L46 256V248L49 247L47 246V243H50L53 240L54 237V233L50 230L49 232L46 231V222L48 220H52L51 221V225H56L57 223V217L56 214L59 213V211H61V209L63 208L64 211V219H67V221L65 222V228L68 231V234H66V238L63 240H60V242L62 243H69L70 245V235L72 233V231L76 228L75 226V222L77 220V217L79 219L80 216L79 215H71L73 214V212L71 210H73L75 208V204H80ZM95 202V201H94ZM116 201H114L115 203ZM206 202V201H205ZM230 202V201H227ZM233 202V201H232ZM255 202V201H254ZM251 202V203H254ZM86 204H90L89 202H84ZM93 203V202H92ZM106 203V202H105ZM113 203V202H112ZM124 203V202H123ZM127 203V201H126ZM223 203V200H222ZM235 203V201L233 202ZM238 203V202H237ZM236 203V204H237ZM250 201L248 202V205L251 204ZM258 203V202H256ZM255 203V204H256ZM192 207L190 210V213L188 214L187 217V221L186 223L189 225H193V224H197L200 223V229L199 231H197L199 234V236L202 237V240L200 242V252L197 254H193L191 251L193 248V245H191L192 243L188 244L185 241L181 242V244L175 246L174 251L179 252V253H184L186 255H193L196 256L197 258H201V262H196L198 264H204V261L206 259H208L209 261H211V263L213 264H264V240L261 236H256L254 234H252L248 239H246L245 242V246L240 250L239 254L235 257L234 260H231V254L227 251V250H222L221 252H212L210 251V240L213 237L212 234L210 233V231L207 230V228L205 227L204 223L201 221V215H200V201L198 198H196L194 200V203H192ZM224 204V203H223ZM259 204V203H258ZM116 205V204H115ZM126 205V204H125ZM238 205V204H237ZM237 205L235 206L237 208ZM241 206H243L241 203L239 204ZM238 205V206H239ZM247 205V206H248ZM99 206V205H98ZM122 206V205H121ZM237 208L238 209H241ZM253 206V205H252ZM112 207V206H111ZM128 207V206H127ZM134 207V206H133ZM250 207V206H249ZM256 207V205H255ZM88 208V207H87ZM125 208V207H124ZM129 208V207H128ZM203 208V207H202ZM243 208V207H242ZM62 209V210H63ZM111 209V208H109ZM245 209V208H243ZM250 209H253L252 207ZM255 209V208H254ZM87 210V209H85ZM137 211V209H135ZM202 210V209H201ZM112 211V210H111ZM131 211V210H129ZM254 211V210H253ZM257 211V210H255ZM57 212V213H56ZM127 213V212H126ZM187 213V212H186ZM60 215H62V213H59ZM105 214V213H104ZM137 213L135 212V215ZM202 214V212H201ZM58 215V214H57ZM109 215V214H108ZM131 215V213H130ZM129 215V217H130ZM106 216V215H105ZM120 216V215H119ZM122 216V215H121ZM126 216V215H125ZM123 216V217H125ZM113 217V216H112ZM111 217V218H112ZM133 217V216H132ZM142 216H139L138 218H141ZM144 218L146 217L143 216ZM148 217V216H147ZM262 217V216H261ZM56 220H55V219ZM110 218V217H108ZM127 218V217H125ZM264 219V215L262 217ZM96 219V218H95ZM101 219V218H100ZM106 219V218H105ZM203 219V218H202ZM262 219V220H263ZM61 220V219H60ZM90 220V219H89ZM103 220V219H102ZM115 220V219H113ZM126 220V219H125ZM128 220V218H127ZM137 220V219H136ZM139 220V219H138ZM156 220V219H155ZM94 221V220H93ZM108 221V219L106 220ZM105 221V222H106ZM110 221V220H109ZM112 221V220H111ZM117 221V220H116ZM116 221H114L115 223H117ZM122 221V220H120ZM144 221V220H143ZM151 221V218L150 220ZM154 221V220H153ZM140 222H142L140 220ZM109 223V222H108ZM120 223V222H119ZM126 223V222H125ZM131 223V222H130ZM134 223V222H133ZM136 223H139L138 221H136ZM162 223V222H161ZM113 224V223H112ZM156 224V223H155ZM164 224V223H163ZM183 224V223H182ZM204 226H203V225ZM110 225V224H109ZM114 225V224H113ZM117 225V224H116ZM128 225V224H127ZM162 224H160L161 226ZM79 226V225H78ZM82 226V225H81ZM151 226V224L149 225ZM104 227H107L106 225ZM156 227V226H155ZM121 228V227H120ZM124 228V227H123ZM126 228V227H125ZM131 228H133L134 230H132ZM165 228V227H163ZM185 228V227H184ZM52 229V228H51ZM103 229V228H102ZM101 229V230H102ZM106 229V228H105ZM112 229V228H110ZM132 232V236H130L134 242H136L138 245H148L151 244L152 241L155 240L154 238H147V234L150 233L149 229H146L144 227H136L134 225H130L129 228ZM198 229V228H197ZM53 230V229H52ZM149 230V231H148ZM259 230V229H258ZM16 231H18V233H16ZM90 231V230H89ZM110 231V230H109ZM113 231V230H112ZM162 231V230H161ZM187 231V230H186ZM196 231V228H195ZM59 232V231H58ZM87 232V231H86ZM129 232V231H128ZM169 232V231H168ZM167 232V233H168ZM37 233V234H36ZM91 233V232H90ZM105 233V232H104ZM151 233H155V231H151ZM162 233V232H161ZM185 233V231H184ZM74 234V233H73ZM169 234V233H168ZM166 234V235H168ZM25 236V233L23 234ZM111 235V234H110ZM123 235V234H122ZM127 235V233H126ZM152 235V234H151ZM179 235V234H178ZM186 235H188L186 233ZM63 236V235H62ZM87 236V235H86ZM92 236V235H91ZM153 236V235H152ZM12 237V238H11ZM41 237V238H40ZM64 237V236H63ZM83 237V236H82ZM85 237V234H84ZM164 237V236H163ZM163 237H161L163 239ZM200 237V238H201ZM11 238V239H10ZM92 238V237H91ZM101 238V237H100ZM55 239V238H54ZM59 239V238H58ZM61 239V238H60ZM87 239V238H86ZM99 239V238H98ZM108 238H106L107 240ZM159 239V238H158ZM213 239V238H212ZM28 240V239H27ZM41 240V241H39ZM12 241V242H13ZM24 241V240H23ZM79 241V240H78ZM88 241V240H87ZM90 241V240H89ZM111 241H116V240H111ZM122 241V240H121ZM161 241V240H160ZM163 241V240H162ZM177 241V240H176ZM39 243L38 245L35 246V248L33 247L34 243ZM40 242H42L40 244ZM91 242V241H90ZM119 242V241H118ZM117 242V243H118ZM23 243V242H22ZM44 243V244H43ZM107 243V242H106ZM122 243V242H121ZM131 243V241H130ZM165 243V242H164ZM7 244V243H6ZM93 244V242H92ZM126 244V243H125ZM91 245V244H90ZM124 245V244H122ZM128 245V244H127ZM130 244H129V248H130ZM192 246V247H191ZM18 247V246H17ZM22 247V246H21ZM87 247V245H86ZM93 247V246H91ZM139 247V246H137ZM171 247V246H170ZM191 247V248H190ZM16 248V247H15ZM20 248V247H18ZM112 248V249H111ZM135 248V247H134ZM133 248V249H134ZM143 248V247H142ZM160 248V247H159ZM50 249V248H49ZM52 249V247H51ZM50 249V250H51ZM67 249V248H66ZM83 249V247H82ZM139 249V248H138ZM136 249V250H138ZM153 249V248H152ZM58 250V249H57ZM63 250V249H61ZM113 250V252L115 251V248H113L112 246H105V245H98L97 247H93L92 249V254L95 252H99V253H103L105 254H110V251ZM119 250H121L119 248ZM135 250V251H136ZM144 250V249H143ZM162 250V249H161ZM49 251V250H47ZM78 251V249H77ZM80 251V250H79ZM20 252V251H18ZM52 252V250H51ZM57 252V251H56ZM82 252V251H80ZM90 252V251H89ZM109 252V253H108ZM120 252V251H119ZM122 252V251H121ZM132 252V251H131ZM140 252V251H139ZM144 252V251H143ZM64 253V252H63ZM62 253V254H63ZM73 253V252H72ZM87 253V250L86 252ZM19 254V253H17ZM92 254L90 256H92ZM96 254V253H95ZM119 254V253H118ZM140 254V253H139ZM156 254V253H155ZM24 255V254H23ZM94 255V254H93ZM120 255V254H119ZM117 255V256H119ZM131 255V254H130ZM153 255V254H152ZM57 256V255H55ZM63 256V255H62ZM80 256V255H79ZM96 256V255H95ZM101 256V255H100ZM110 256V255H109ZM114 256V255H113ZM155 256V255H153ZM171 256V255H170ZM20 257V256H19ZM54 257V256H52ZM58 257V256H57ZM60 257V256H59ZM72 257V256H71ZM98 257V256H97ZM134 257V256H133ZM132 257V258H133ZM166 257V255H165ZM173 257V258H172ZM183 257V256H182ZM208 257V258H207ZM65 258V257H64ZM82 258V256H81ZM103 258V257H102ZM112 258V257H111ZM171 260H167V262L165 264H186L184 262V260H186L187 262L189 260H187V258L183 257H179L178 255L176 256H171ZM92 259V257H91ZM101 259V257L99 258ZM108 259V257H107ZM115 259V258H114ZM121 259V258H118ZM163 259V258H162ZM57 260V259H56ZM60 260V259H59ZM64 260V259H63ZM93 260V259H92ZM105 260V259H104ZM113 260V258L111 259V261ZM164 260V259H163ZM162 260V261H163ZM207 260V261H208ZM75 261V260H73ZM98 261V260H97ZM103 261V260H101ZM110 262V260H108ZM56 262V261H55ZM67 262V261H66ZM95 262V261H93ZM116 262V260H114V263ZM192 262V261H189ZM54 263V262H53ZM52 263V264H53ZM57 263V262H56ZM132 263V261H131ZM43 264V262H42ZM55 264V263H54ZM62 264V263H60ZM124 264V263H123ZM125 264H129V262H125ZM134 264V261H133ZM138 264V263H136Z\"/></svg>","mask_w":264,"mask_h":264}]
</instances>
